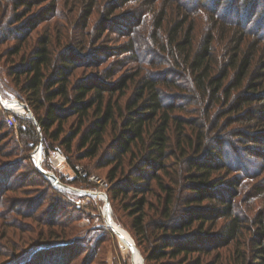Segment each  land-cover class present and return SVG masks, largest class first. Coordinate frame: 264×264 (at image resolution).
I'll use <instances>...</instances> for the list:
<instances>
[{"label": "rangeland", "instance_id": "obj_1", "mask_svg": "<svg viewBox=\"0 0 264 264\" xmlns=\"http://www.w3.org/2000/svg\"><path fill=\"white\" fill-rule=\"evenodd\" d=\"M29 21L35 25L28 27ZM177 24L178 34L171 38L170 30ZM9 30L12 36H5ZM21 31L29 32H23V41L16 34ZM187 31L191 56L206 40L211 42L207 92L199 88L185 62L187 55L174 44L185 41ZM41 39L49 40L50 73L68 65L64 59L70 56L69 88L94 82L104 92L102 105L95 97L96 104L84 119L60 98L46 103L58 106L64 114L59 141L45 138L30 105L17 98L16 81L9 77L10 68H17L24 56L28 59ZM19 47L22 56L16 57L13 52ZM245 60V75L238 82ZM213 78H223L218 91L210 84ZM144 80L160 89L164 102L178 106L170 116L169 159L164 168L154 167L160 180L146 166L150 176L139 177L137 190L126 188L125 180L135 181L134 170L149 150L141 159L126 157L124 175L119 173L115 179L126 193L115 202L111 192L115 184L109 178L114 166H99L112 154L124 130L118 108L125 111L137 99ZM0 97V264H136L139 252L146 264L152 248L144 241L139 247L125 227L132 225L128 207L147 199L151 226L161 220L169 195L175 203L171 207L175 217L167 221L168 228L193 220L181 234L172 236L168 231L172 246L202 248L187 256L188 261L255 264L259 221L264 225V0H0ZM93 98L91 93L88 101ZM14 100L28 107L25 114L2 106L3 101ZM109 103L116 119L99 157L80 159L87 151L81 147V138L88 127L104 118ZM161 116L151 122L152 129L161 123ZM176 117L186 123L181 122L184 134L177 131ZM28 124L37 128L35 139L29 135ZM59 124L50 135L59 131ZM21 125L28 134L23 136ZM74 133L78 134L69 151L63 142ZM185 135L192 143L184 140ZM59 150L65 158L62 165L56 161ZM38 152L45 171L78 191L61 189L40 176L39 165L34 163ZM189 161L215 168L206 185L190 180L197 171L191 173ZM89 191L109 201L113 221L104 208L106 200L84 193ZM229 201L231 212L241 220V230L236 238L226 240L232 218L215 213ZM201 217L208 221L202 222ZM184 260V255L178 259L168 255L154 264H182Z\"/></svg>", "mask_w": 264, "mask_h": 264}, {"label": "trees", "instance_id": "obj_2", "mask_svg": "<svg viewBox=\"0 0 264 264\" xmlns=\"http://www.w3.org/2000/svg\"><path fill=\"white\" fill-rule=\"evenodd\" d=\"M34 25L35 24H32L29 21L28 27H32ZM178 31L179 25L177 24L175 27H173L172 30H170L171 38H175L178 34ZM23 32L25 31H21V34L16 33L17 35H20L21 41L25 39L23 36ZM26 33L28 34L29 32H25V34ZM4 34L5 36L7 35L10 37L12 36L13 31L9 30ZM185 39L186 40L183 42L177 41L174 42V44L177 45L182 53H185V55H187L185 62H188V66L192 70L199 88L204 92H207L208 87L206 86V80L209 78L211 66V64L209 65L208 63L211 62L213 58L211 51V42L209 39L206 40L201 48L194 54V56H191L193 54L192 52H190L192 46L190 45L191 39L188 31ZM48 45L49 40L41 39L38 46L35 47L30 53L28 59L26 58L27 56H24L23 60L21 61V63H19L20 65L17 68L14 69L15 66L10 68L11 72L9 73V77L13 78V80L16 81V85L13 82L15 88H20L16 93V95L18 96L17 98L22 101H26L28 105H30L29 108L33 112L34 117L37 119L38 126L45 138L51 136L53 140L59 141L61 139V132H63V122H61L60 120L62 119L64 114L62 112V109L58 106L50 105V107H47L46 103L51 104L56 99L60 98L64 100L66 104L73 105L72 108L76 110H73L72 112L77 115H83L84 119L85 115L88 114L93 105L96 104L94 100L95 97H98V106L102 105V103L104 102V99H102L104 96V92L100 90L99 86H97L94 82L92 85L82 83L80 85H77L75 88H69V77L71 74V68L69 67L72 64L70 56L65 57L64 59L68 65H65L64 68H54L55 71L50 73L52 71L53 60L51 59L52 56ZM21 51L22 49L20 47L19 49L16 48L13 52V55H16V57H21ZM246 64L247 60H245L244 64L241 67V72L238 74V82L243 79L245 75L243 74V72L246 69ZM223 78L225 79L226 75H224ZM223 78L212 79L210 84L212 87L217 88L216 91L222 88ZM143 82L144 84L138 90L139 93L136 97L137 99L132 100L125 111H123L120 107L118 108L120 109L119 117L124 120V130L120 139L113 145L112 154L106 155L99 166L102 169L114 166L109 174V178L111 182L115 184L111 189L112 201L115 202L117 201L118 196L126 193V188L130 187L132 189H139L138 184L136 183L140 180L139 177L142 179L145 176L152 175V177H155L157 179L158 176L154 172V167L159 166L161 168H164L169 159V152H167V150L170 147V124L173 120V117L170 116L172 112L178 109V106H176L175 104L171 105L164 102L162 93L160 92L159 88H156L155 84L151 83L148 80H144ZM56 87L57 89L55 91H52ZM124 87L125 82L118 86L120 90ZM91 93H94V98L88 101ZM243 102H247V100H243ZM112 103L108 104L104 118L98 119L95 123L88 127L87 133H85L83 135V138H81V147L82 149L86 148L87 151L82 157H79L80 159L94 160L99 157L98 154L101 152L100 150H102L101 148L105 144V137L107 135L109 126L116 119V113L113 114L114 108H112ZM45 105L47 107V110L45 112V115H43L42 109L45 108ZM5 106L6 108H8V110L16 111L18 114L26 113L25 109L21 108L20 106L14 107L13 105L6 104ZM160 114H162L161 123L156 126V128H153V131V129L151 128V125L153 127V124L151 122L154 121V118H157ZM175 120L177 124V131L179 130L182 134H184L185 131L183 130V123L185 122L177 117ZM57 124L60 125L59 131L56 133L54 132L50 135V131ZM28 127L31 128L32 125L28 124ZM20 131L22 132L23 136L25 135L24 132L28 134L25 127L22 125ZM78 133L72 134V136L67 137L66 140H64L65 138L63 139V145H66L69 151L72 150V146L74 144V139L72 138L76 137L74 135H77ZM31 134V138H33L34 136L36 137V127L35 129H30L29 135L31 136ZM199 138H201V136H199ZM184 140H188V143H192V140L188 137V135H185ZM146 151H148V157L143 156ZM129 155H132L133 159L134 157L136 158V156L141 159L143 156V160L141 161L140 166L134 170V174L137 175L135 181L129 182V180L126 179L125 182L129 185L126 186L125 189H123L122 185L118 183L116 184L115 179H117L119 173L124 175V170L122 167H124L126 163V157H128ZM41 157L42 155L40 156V159ZM189 164L191 166V173L193 171H197L195 174L190 175V180H199L202 184L206 185L209 182L211 174L213 173V170H215V168L210 164L206 165L197 162L194 163L193 161H189ZM146 166H150L148 170H153V172L150 171V175H148V171H146ZM44 167L47 168L46 165ZM220 167L222 168V166ZM40 176L44 177L47 181L50 182V180L47 179L42 173H40ZM144 179L146 180V178ZM158 180L160 179L158 178ZM60 187L61 189H65L64 185ZM70 190L74 191L72 189ZM220 201H224V198H222V200ZM227 203L228 205L225 207V209L216 212L215 215H223L226 217L230 216L232 218V224L225 232V236L227 237L226 240H230L236 238L240 233L241 220L237 216H235L233 212H231V202L229 201ZM147 205L148 201L143 197L137 200L134 205L132 204L131 207H128V209H130L132 225H125V227H127V229H129V231L133 235L139 247H141L142 245L141 241H144L147 247L152 248V250H150L152 252L148 253L147 251L148 255L145 258L146 264H154L156 261H159L163 259V257H167L168 255H170L172 259H178L180 258V256L184 255L185 260L182 261V264H202L200 260L190 262L186 258L190 254L202 252V248L185 246L182 244L174 247L172 246L173 242L170 241V236H167L168 231L172 232V236H176L178 235V233L181 234L182 232L189 230V228L193 224V220L190 218L185 222L183 220V222L178 223L176 226L169 225L168 228L167 221H170L172 217H175L173 214L174 212H172V208H174L175 205V203H173L172 195L168 196V201H166L165 208H163V213H160L162 214L161 220L157 221L156 224H152L156 228L152 227V225L150 226V224H147L148 215L145 210ZM104 208L106 210H109L111 220L113 221L111 210L106 207V205L104 206ZM201 219L202 222L208 221L205 219V217H201ZM259 222L258 238L255 240V242H257V249H255L254 251L256 254L255 264H264V225L262 224V220H260ZM153 228L156 229V231ZM168 250L171 251L169 252V254H167ZM141 252L145 253L146 251L144 252V250L141 249ZM17 257L18 256L14 257L13 259H17ZM136 264H143V259L140 252Z\"/></svg>", "mask_w": 264, "mask_h": 264}, {"label": "built area", "instance_id": "obj_3", "mask_svg": "<svg viewBox=\"0 0 264 264\" xmlns=\"http://www.w3.org/2000/svg\"><path fill=\"white\" fill-rule=\"evenodd\" d=\"M2 99H1V97H0V101H1ZM14 101H17V103H20L21 104V106H23L24 107V109H27L28 110V107L23 103V102H20V101H18V100H14ZM4 102V101H3ZM2 102V106H4V108L6 109V110H8V108H6V106L4 105V103ZM13 102V101H12ZM10 111V110H9ZM16 112V111H15ZM11 121H12V119H10ZM40 152H38L35 156H34V163L35 164H37V165H39L40 163H39V161H38V159H37V156H38V154H39ZM56 161H57V163L59 164V165H62L63 163H64V156L62 155L63 153L59 150V151H57L56 153ZM84 193H86V194H89V195H91V196H93V194L94 195H98V193L97 192H91V191H89V192H84Z\"/></svg>", "mask_w": 264, "mask_h": 264}, {"label": "water", "instance_id": "obj_4", "mask_svg": "<svg viewBox=\"0 0 264 264\" xmlns=\"http://www.w3.org/2000/svg\"><path fill=\"white\" fill-rule=\"evenodd\" d=\"M31 116H32V114H31ZM39 169H40V171L46 176V178L47 179H49L51 182H52V184H59V183H61L59 180H58V178L53 174V173H50V172H47V171H45L42 167H41V164H39ZM48 176L50 177V178H48ZM65 187V186H64ZM65 188H68V189H72V190H74V191H78V190H76V189H74V188H70V187H68V186H66ZM106 207H108L110 210H111V206H110V203H109V201L107 200V202H106Z\"/></svg>", "mask_w": 264, "mask_h": 264}, {"label": "bare ground", "instance_id": "obj_5", "mask_svg": "<svg viewBox=\"0 0 264 264\" xmlns=\"http://www.w3.org/2000/svg\"><path fill=\"white\" fill-rule=\"evenodd\" d=\"M4 103V105L6 104V105H13L14 107H17V106H20L21 108H23L24 109V107L23 106H21V104L20 103H17V101H15V102H8V101H6V102H3ZM42 155V153H39L38 154V156H37V159H38V161H39V163H41V161H40V156ZM48 178H50L49 176H48ZM54 185H57V184H54ZM58 185H60V186H62L63 184H61V183H59ZM57 185V186H58ZM59 186V187H60ZM95 194V193H94ZM93 194V196H95V197H97V198H99V197H101V198H103V199H105L106 201H105V205H106V202H107V199L106 198H104L103 196H99V194L98 195H94ZM100 199V198H99ZM124 236H125V234H124ZM127 236V235H126ZM125 236V237H126Z\"/></svg>", "mask_w": 264, "mask_h": 264}]
</instances>
